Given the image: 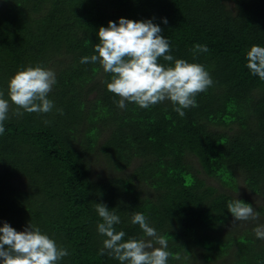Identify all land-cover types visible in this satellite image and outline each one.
Returning a JSON list of instances; mask_svg holds the SVG:
<instances>
[{
    "label": "trees",
    "instance_id": "obj_1",
    "mask_svg": "<svg viewBox=\"0 0 264 264\" xmlns=\"http://www.w3.org/2000/svg\"><path fill=\"white\" fill-rule=\"evenodd\" d=\"M121 17L152 19L169 54L210 73L214 85L183 118L167 100L119 109L106 87L111 74L80 63L96 54L99 27ZM196 44L209 52L194 58ZM253 45L264 46V0H0L4 98L10 78L29 66L57 79L50 113L18 117L10 106L0 135V227L38 226L70 253L58 264H120L98 254L95 205L103 203L121 218L114 227L125 241L143 235L131 223L143 213L181 256L168 264H264V240L253 233L264 205L255 221L233 223L227 210L235 199L251 203L235 195L242 186L264 197V81L246 66Z\"/></svg>",
    "mask_w": 264,
    "mask_h": 264
},
{
    "label": "clouds",
    "instance_id": "obj_2",
    "mask_svg": "<svg viewBox=\"0 0 264 264\" xmlns=\"http://www.w3.org/2000/svg\"><path fill=\"white\" fill-rule=\"evenodd\" d=\"M167 24L168 20L163 19ZM162 29L152 19L133 21L119 18L109 21L107 27H99V43L94 45L91 56L81 58V64L99 63L105 73L111 74L107 90L119 97L114 100L119 109H126L128 103L141 109H148L164 101H170L173 110L183 118L186 109L198 107L196 97L214 85L210 73L199 63L175 59L169 54L170 42L161 35ZM195 58L208 53L206 45L196 44L191 49ZM172 62L168 66L160 59ZM247 68L253 76L264 81V46L253 45L246 53ZM56 74L40 65L29 66L17 71L8 81L7 96L0 91V135L5 133L4 122L9 119L10 106H15L14 115L24 112L47 114L54 108L48 98L56 85ZM23 110V111H21ZM57 112L63 114L62 109ZM45 125L51 121L45 120ZM95 210L102 222L97 232L104 237L100 256L107 255L120 264H168L172 257L180 260L179 253L168 249V239L151 227L147 217L140 212L131 216V223L138 225L143 235L124 240L125 232L117 231L114 225L121 218L103 203H97ZM227 210L236 221L258 220L260 213L252 205L235 199L227 204ZM257 239L264 240V224L253 228ZM158 245V247H157ZM70 253L41 229L29 223L23 231H17L9 223L0 227V264H58Z\"/></svg>",
    "mask_w": 264,
    "mask_h": 264
},
{
    "label": "rangeland",
    "instance_id": "obj_3",
    "mask_svg": "<svg viewBox=\"0 0 264 264\" xmlns=\"http://www.w3.org/2000/svg\"><path fill=\"white\" fill-rule=\"evenodd\" d=\"M200 176H204L201 172V175ZM204 179H206V183L210 184L211 183V178L210 177H207V176H204ZM213 185H217L215 182H213ZM235 195L237 197H245L249 200L250 205L253 206V208L255 209L256 206H258L259 204H263L264 205V197H261L257 194H253L251 193L250 191L247 190V188H244V186H242L241 188H239V190L235 193ZM190 260V259H189ZM193 264H201L200 262L196 261L195 263Z\"/></svg>",
    "mask_w": 264,
    "mask_h": 264
}]
</instances>
